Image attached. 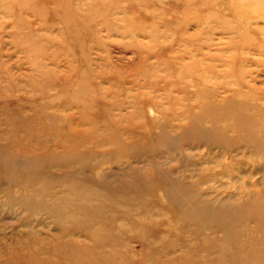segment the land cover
Listing matches in <instances>:
<instances>
[{"label": "rangeland", "instance_id": "1", "mask_svg": "<svg viewBox=\"0 0 264 264\" xmlns=\"http://www.w3.org/2000/svg\"><path fill=\"white\" fill-rule=\"evenodd\" d=\"M257 28L264 0H0V109L72 132L0 143L34 157L0 179V264H264Z\"/></svg>", "mask_w": 264, "mask_h": 264}, {"label": "bare ground", "instance_id": "2", "mask_svg": "<svg viewBox=\"0 0 264 264\" xmlns=\"http://www.w3.org/2000/svg\"><path fill=\"white\" fill-rule=\"evenodd\" d=\"M80 7H82V4H81V1H79L78 2V9L80 8ZM79 11H81L80 9H79ZM256 33L257 34H262L263 33V35H261V36H264V31L262 32V30L261 29H259V28H257L256 29ZM48 73V72H47ZM55 77V76H54ZM28 81V80H27ZM18 89V88H17ZM23 89H25V88H23ZM28 90V89H27ZM18 92V91H17ZM213 93V92H212ZM9 100V99H8ZM9 102V101H8ZM79 103L77 104V106H78V108H79ZM67 107H69V106H67ZM1 108V107H0ZM23 105H21V106H19V107H5V108H2V109H0V117H2L3 119L2 120H4L5 121V124H7V128H6V130L4 131V132H0V143L4 140V139H7L9 142H8V145H16V146H18V147H20L21 148V150H22V152H33L34 150H36L37 148H38V145H43V142L45 141V140H47V138H48V135H47V132H51L52 130L54 131V130H57V132H58V135H59V140L61 141V143L62 142H66L67 141V139H68V135H71V133L72 132H70L71 131V127L69 126V124H68V126H63V128H54L53 126H51L50 127V129L48 130V131H46V130H42L40 127H38L37 125H38V118H39V114H38V118H37V113H38V108H36V109H34V114L32 115V117L30 116L29 118H27V117H23V116H20V118H19V116H18V112L20 113H22V111H23ZM39 108H42V107H39ZM51 108V106H48V107H45V113H48V115L47 114H45L46 115V117L48 116L49 118H50V122H51V120H55V119H57L58 118V115L59 114H62L60 111H62V109L60 108V109H58V110H53V111H48L49 109ZM43 109V108H42ZM67 109H69V108H65V111L67 110ZM18 111V112H17ZM205 111V110H204ZM10 112H13V113H16L17 112V114L16 115H14L13 114V116H15V117H13V118H9V115H11V113ZM263 112H264V110H263ZM16 116H17V119H16ZM180 116V115H179ZM64 120L65 121V124H67L66 122L67 121H69L70 120V114H64L63 116H62V118H61V120ZM224 122H226V121H224ZM52 123V122H51ZM71 123V122H70ZM209 123V122H208ZM46 125V128H48L49 126H50V124H45ZM21 133H24V134H26V135H28V134H31L30 136H29V138H28V140L27 141H33V143L31 142L30 144H28V145H25L24 144V141L19 137V134H21ZM52 134V133H51ZM51 134H49V135H51ZM264 135V134H263ZM69 140V139H68ZM70 141V140H69ZM249 145V144H248ZM198 147V146H197ZM247 148H248V146H247ZM240 150V149H239ZM29 154H22V161L21 160H13L12 159V154L11 153H5V152H2V151H0V179L2 180V179H5V177H6V171H5V165H6V163H12V162H15V161H17V162H24V161H26V159H31V160H34V157H30L29 158V156H28ZM92 157V156H91ZM137 160V159H136ZM124 163V162H123ZM1 164H2V166H1ZM61 164V163H60ZM98 171V170H97ZM96 174V173H95ZM98 174V173H97ZM70 175V174H69ZM68 174H66V177H68L69 176ZM99 175V174H98ZM11 176V178L13 179V180H15V178H16V176L15 175H10ZM14 177V178H13ZM100 177V176H99ZM9 190H11V189H8V192H9ZM0 191H2L1 189H0ZM6 193L7 194V189H3V191H2V193ZM175 192V191H174ZM72 193V192H71ZM100 193V192H99ZM174 194V193H173ZM183 197V196H182ZM184 198V197H183ZM26 199V198H25ZM175 200V199H174ZM184 200V199H183ZM2 201V199L0 198V202ZM13 202H15L16 204L18 203V204H22V203H24L25 201H24V199L23 198H21V197H17L16 198V200H12ZM24 201V202H23ZM177 201V200H176ZM222 202V201H221ZM31 203V202H30ZM29 203V204H30ZM219 203V202H218ZM35 204V203H34ZM47 204V203H46ZM204 204V203H203ZM119 205V204H118ZM204 205H206V204H204ZM209 205V204H208ZM252 205H254V204H252ZM246 206V205H245ZM250 207V206H249ZM253 207H255L254 209L256 210V211H260L261 210V208L262 207H258V206H253ZM264 207V206H263ZM57 209V208H56ZM243 209V208H242ZM201 211L203 210V212L205 211H207V213H212V214H214V216H215V214L216 213H218V211L215 209V208H211L210 206L209 207H205V208H203V209H200ZM239 210V209H238ZM254 210V211H255ZM189 211H194V208H191V209H189ZM204 212V213H205ZM243 212V211H242ZM179 214V213H178ZM248 214V213H247ZM63 218V220H65L64 219V217H62ZM206 218V217H205ZM211 218V217H210ZM54 219H55V217H54ZM59 219V218H58ZM209 223V222H208ZM217 225V224H216ZM159 227V226H158ZM162 227V226H161ZM81 232V231H80ZM86 232V231H85ZM111 232V231H110ZM159 233V232H158ZM221 234H222V232H221ZM70 236H72L71 235V233H66V234H64V237H62V238H67V237H70ZM102 238V237H101ZM140 238V237H139ZM73 239H74V237H71L69 240H68V242H67V244H71V243H73ZM219 239V238H218ZM35 240V239H34ZM41 240V239H40ZM72 240V241H71ZM154 240V239H153ZM211 241V240H210ZM223 241V240H222ZM22 244V243H21ZM22 245H24V244H22ZM55 245V244H54ZM12 246V245H11ZM17 247V246H16ZM28 247V246H27ZM63 247V246H62ZM79 247V246H78ZM6 249V248H5ZM71 249V248H70ZM205 250V249H204ZM10 251V250H9ZM7 252V251H6ZM104 252V251H103ZM12 253V252H11ZM160 253H162V252H160ZM193 253V252H192ZM223 253V252H222ZM226 253V252H225ZM233 253V252H232ZM240 253V252H239ZM249 253V252H248ZM132 254V253H131ZM174 254V253H173ZM219 254V253H218ZM200 256V255H199ZM62 257V256H61ZM60 257V258H61ZM240 257V256H239ZM250 258V257H249ZM65 259V258H64ZM147 258H145V260H146ZM120 260V259H119ZM151 260V259H150ZM149 260V261H150ZM147 261V260H146ZM8 263V262H7Z\"/></svg>", "mask_w": 264, "mask_h": 264}]
</instances>
